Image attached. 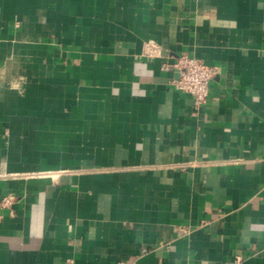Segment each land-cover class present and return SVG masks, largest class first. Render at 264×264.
<instances>
[{"label": "crops", "instance_id": "1", "mask_svg": "<svg viewBox=\"0 0 264 264\" xmlns=\"http://www.w3.org/2000/svg\"><path fill=\"white\" fill-rule=\"evenodd\" d=\"M121 261L264 264V0H0V264Z\"/></svg>", "mask_w": 264, "mask_h": 264}, {"label": "built area", "instance_id": "2", "mask_svg": "<svg viewBox=\"0 0 264 264\" xmlns=\"http://www.w3.org/2000/svg\"><path fill=\"white\" fill-rule=\"evenodd\" d=\"M163 68L177 72V76L172 79L175 89L190 94L197 105L207 101L210 95V82L217 71L216 66L197 57L181 53L175 55L172 61L164 63ZM15 198L14 194L9 193L2 198L1 205L11 208ZM120 264L129 263L121 261Z\"/></svg>", "mask_w": 264, "mask_h": 264}]
</instances>
